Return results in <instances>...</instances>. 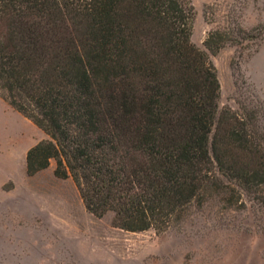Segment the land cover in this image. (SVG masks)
<instances>
[{"label":"trees","instance_id":"obj_1","mask_svg":"<svg viewBox=\"0 0 264 264\" xmlns=\"http://www.w3.org/2000/svg\"><path fill=\"white\" fill-rule=\"evenodd\" d=\"M193 19L191 0H0V97L47 135L27 175L54 161L87 211L131 232L260 196L264 110L219 106ZM233 33L211 30L204 46L237 44Z\"/></svg>","mask_w":264,"mask_h":264},{"label":"rangeland","instance_id":"obj_2","mask_svg":"<svg viewBox=\"0 0 264 264\" xmlns=\"http://www.w3.org/2000/svg\"><path fill=\"white\" fill-rule=\"evenodd\" d=\"M190 40L207 52L219 81V106L264 110V0H191ZM230 26L239 43L212 53L211 30ZM47 135L0 97V264H264V187L239 209L217 199L163 232H131L113 213L86 210L55 162L33 176L25 155Z\"/></svg>","mask_w":264,"mask_h":264}]
</instances>
